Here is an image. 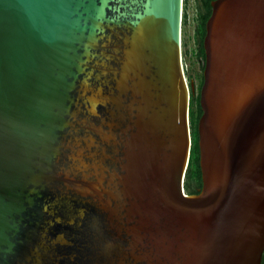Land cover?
<instances>
[{
	"label": "water",
	"instance_id": "95a60500",
	"mask_svg": "<svg viewBox=\"0 0 264 264\" xmlns=\"http://www.w3.org/2000/svg\"><path fill=\"white\" fill-rule=\"evenodd\" d=\"M191 149L183 0H0V264H262L264 0H211Z\"/></svg>",
	"mask_w": 264,
	"mask_h": 264
},
{
	"label": "trees",
	"instance_id": "16d2710c",
	"mask_svg": "<svg viewBox=\"0 0 264 264\" xmlns=\"http://www.w3.org/2000/svg\"><path fill=\"white\" fill-rule=\"evenodd\" d=\"M211 0H197L196 5L199 9L198 17L199 23L197 25V44H198V55L201 59V80L199 84V90L197 96L194 97L190 93V107H189V120L191 128V149L190 156L188 161V166L185 173L184 187L187 193H195L198 188L201 186V174L199 167V147H198V132H197V122L201 114V108L199 105V91L203 81V67H204V49L202 46V40L205 33V22L211 12ZM184 23V19H183ZM192 182H195V185H191Z\"/></svg>",
	"mask_w": 264,
	"mask_h": 264
},
{
	"label": "rangeland",
	"instance_id": "374dc122",
	"mask_svg": "<svg viewBox=\"0 0 264 264\" xmlns=\"http://www.w3.org/2000/svg\"><path fill=\"white\" fill-rule=\"evenodd\" d=\"M197 0H183V19L186 13V21L182 20V61L186 78L190 87V93L197 96L201 80V59L198 55L197 44V19H194V4ZM192 186L195 182H192Z\"/></svg>",
	"mask_w": 264,
	"mask_h": 264
},
{
	"label": "built area",
	"instance_id": "2783aa9c",
	"mask_svg": "<svg viewBox=\"0 0 264 264\" xmlns=\"http://www.w3.org/2000/svg\"><path fill=\"white\" fill-rule=\"evenodd\" d=\"M194 19H197V14H198V11H197V5H196V3L194 4ZM184 19H185V21H186V13H185V15H184Z\"/></svg>",
	"mask_w": 264,
	"mask_h": 264
},
{
	"label": "flooded vegetation",
	"instance_id": "af4514ba",
	"mask_svg": "<svg viewBox=\"0 0 264 264\" xmlns=\"http://www.w3.org/2000/svg\"><path fill=\"white\" fill-rule=\"evenodd\" d=\"M197 11H199L198 7H197ZM198 23H199V17H198V14H197V25H198ZM196 29H197V27H196ZM262 264H264V251H263V254H262Z\"/></svg>",
	"mask_w": 264,
	"mask_h": 264
}]
</instances>
